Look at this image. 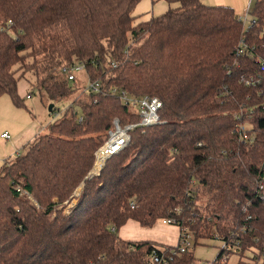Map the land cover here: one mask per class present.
I'll use <instances>...</instances> for the list:
<instances>
[{
    "label": "trees",
    "instance_id": "16d2710c",
    "mask_svg": "<svg viewBox=\"0 0 264 264\" xmlns=\"http://www.w3.org/2000/svg\"><path fill=\"white\" fill-rule=\"evenodd\" d=\"M137 1L0 0V95L18 103L28 72L31 88L67 97L76 86L62 67L80 61L99 82L1 165L0 264H157L153 252L160 264L204 263L190 246L172 254L176 244L118 234L129 219L167 216L194 243L221 239L213 264L231 252L232 264H264V0L248 26L201 0H166L179 5L135 22ZM113 87L158 96L159 121L136 124L87 177L113 118L140 119Z\"/></svg>",
    "mask_w": 264,
    "mask_h": 264
},
{
    "label": "rangeland",
    "instance_id": "374dc122",
    "mask_svg": "<svg viewBox=\"0 0 264 264\" xmlns=\"http://www.w3.org/2000/svg\"><path fill=\"white\" fill-rule=\"evenodd\" d=\"M178 5L177 2L168 3L166 0H138L132 8L131 14L135 16L136 22L161 14L169 7L176 8ZM243 19L244 25L248 26L251 20L250 15L243 16ZM75 76L76 79L71 80L70 83H73L76 89L67 97L54 99L50 98L42 89L31 88L32 76L28 72L17 81V92L21 99L18 103L14 102L8 93L0 95V167L4 161L12 159L16 153L24 152L37 135L49 131V123L56 122L62 117L64 107L83 89L88 79L83 70L77 71ZM129 106L131 109L137 110L135 105ZM76 110L77 113H80L78 106H76ZM2 131L8 133L9 136L2 137ZM78 194L74 191L73 195L77 197ZM178 233V226L163 223L161 219L155 221L151 226H142L132 219L118 230V234L122 238H148L158 243L172 245L177 244ZM189 241L197 262L213 264L212 260L222 245L221 239L201 237L194 243L193 234L190 233ZM237 259L238 254L235 252L228 255V262L231 264L235 263Z\"/></svg>",
    "mask_w": 264,
    "mask_h": 264
},
{
    "label": "built area",
    "instance_id": "2783aa9c",
    "mask_svg": "<svg viewBox=\"0 0 264 264\" xmlns=\"http://www.w3.org/2000/svg\"><path fill=\"white\" fill-rule=\"evenodd\" d=\"M79 70H84V63L81 61L74 62L70 65L62 67V71L66 74L68 80H73L76 77L75 73ZM85 86L87 89L96 91L99 89V82L97 80H87ZM110 91L112 94H117L121 98L123 103H126L128 105H135L137 108L136 111L138 112L140 119L138 123L120 124L117 117L113 118L111 127L107 131L106 138L94 150L93 162L88 172L89 176L98 174L102 166L104 165L105 160L110 155L118 152L126 145L130 137L129 130L132 129L136 124H142L147 126L159 121L158 110L160 109L162 102L158 96L149 94L134 96L127 93L124 89H118L116 87L111 88ZM1 136L8 137L9 135L6 132H2ZM74 198L75 197L72 198L71 202L67 205V207L72 206V202L75 200ZM161 221L163 223L174 224L176 219L173 216H167L162 218ZM178 229V240L180 242L179 244L177 243L174 247H169L167 251L168 253L177 254L179 252L184 251L186 247L191 245L189 241L190 233L187 227L182 226L180 228L178 227ZM150 259L153 262L160 264V262L164 260V255H158L157 253L153 252L150 255Z\"/></svg>",
    "mask_w": 264,
    "mask_h": 264
},
{
    "label": "crops",
    "instance_id": "0c3cea01",
    "mask_svg": "<svg viewBox=\"0 0 264 264\" xmlns=\"http://www.w3.org/2000/svg\"><path fill=\"white\" fill-rule=\"evenodd\" d=\"M201 1L202 2L205 1L206 4H211V5H220V4L230 5L234 8L237 14H239L240 16L247 17L249 10L251 9L252 5L254 4L256 0H201ZM2 132H5V131H2ZM129 220H132V219H129Z\"/></svg>",
    "mask_w": 264,
    "mask_h": 264
},
{
    "label": "water",
    "instance_id": "95a60500",
    "mask_svg": "<svg viewBox=\"0 0 264 264\" xmlns=\"http://www.w3.org/2000/svg\"><path fill=\"white\" fill-rule=\"evenodd\" d=\"M87 177H89V175H88ZM82 185H83V182H81L80 185H79V186H80V190H81V188H82ZM78 193H80V191H79ZM78 195H79V194H78ZM77 197H78V196H77ZM77 197L74 198L75 200L72 202V206H73L74 204H76V202H77Z\"/></svg>",
    "mask_w": 264,
    "mask_h": 264
},
{
    "label": "bare ground",
    "instance_id": "6f19581e",
    "mask_svg": "<svg viewBox=\"0 0 264 264\" xmlns=\"http://www.w3.org/2000/svg\"><path fill=\"white\" fill-rule=\"evenodd\" d=\"M80 191V186L77 187L75 193L79 192Z\"/></svg>",
    "mask_w": 264,
    "mask_h": 264
}]
</instances>
